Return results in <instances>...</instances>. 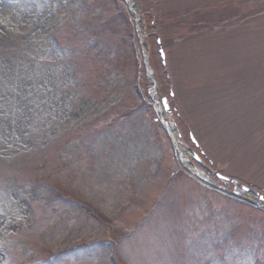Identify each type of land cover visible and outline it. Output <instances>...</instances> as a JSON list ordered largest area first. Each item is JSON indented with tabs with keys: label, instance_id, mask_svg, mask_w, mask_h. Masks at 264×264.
I'll list each match as a JSON object with an SVG mask.
<instances>
[{
	"label": "rangeland",
	"instance_id": "obj_1",
	"mask_svg": "<svg viewBox=\"0 0 264 264\" xmlns=\"http://www.w3.org/2000/svg\"><path fill=\"white\" fill-rule=\"evenodd\" d=\"M241 186L264 195V0H0V264H264Z\"/></svg>",
	"mask_w": 264,
	"mask_h": 264
},
{
	"label": "bare ground",
	"instance_id": "obj_2",
	"mask_svg": "<svg viewBox=\"0 0 264 264\" xmlns=\"http://www.w3.org/2000/svg\"><path fill=\"white\" fill-rule=\"evenodd\" d=\"M23 9L22 8H20V9H18V10H15L17 13L18 12H21ZM187 154V153H186Z\"/></svg>",
	"mask_w": 264,
	"mask_h": 264
},
{
	"label": "water",
	"instance_id": "obj_3",
	"mask_svg": "<svg viewBox=\"0 0 264 264\" xmlns=\"http://www.w3.org/2000/svg\"><path fill=\"white\" fill-rule=\"evenodd\" d=\"M166 110L168 111V109L166 108ZM261 199H263V198H261Z\"/></svg>",
	"mask_w": 264,
	"mask_h": 264
}]
</instances>
